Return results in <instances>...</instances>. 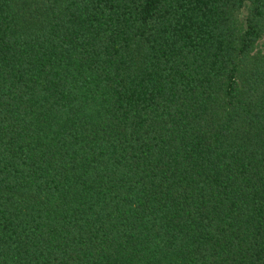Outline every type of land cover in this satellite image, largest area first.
<instances>
[{
  "label": "trees",
  "instance_id": "1",
  "mask_svg": "<svg viewBox=\"0 0 264 264\" xmlns=\"http://www.w3.org/2000/svg\"><path fill=\"white\" fill-rule=\"evenodd\" d=\"M262 38L264 0H0V264H264Z\"/></svg>",
  "mask_w": 264,
  "mask_h": 264
},
{
  "label": "rangeland",
  "instance_id": "2",
  "mask_svg": "<svg viewBox=\"0 0 264 264\" xmlns=\"http://www.w3.org/2000/svg\"><path fill=\"white\" fill-rule=\"evenodd\" d=\"M244 15H245V10H242L240 12V18H243ZM257 50L264 53V39L263 38L258 42Z\"/></svg>",
  "mask_w": 264,
  "mask_h": 264
}]
</instances>
